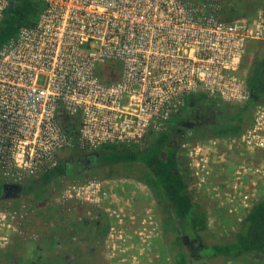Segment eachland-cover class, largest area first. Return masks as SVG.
I'll use <instances>...</instances> for the list:
<instances>
[{
	"label": "built area",
	"instance_id": "built-area-1",
	"mask_svg": "<svg viewBox=\"0 0 264 264\" xmlns=\"http://www.w3.org/2000/svg\"><path fill=\"white\" fill-rule=\"evenodd\" d=\"M40 1L36 22L0 47V175L6 184L22 185L56 168L74 147H143L194 95L228 105L250 98L242 63L249 43L264 41V0H250L258 3L256 12L237 20L224 17V0ZM14 2L0 0V24ZM235 148L264 152V104L239 136L181 144L192 187L201 190L219 177L215 170L229 165ZM256 178L264 180V160L238 161L226 188L212 189L220 208L230 215L250 209L261 198ZM110 183L67 182L59 210L74 221L92 219L94 208L106 214L104 248L112 264H156L162 221L149 206L139 214L132 203L120 205ZM34 227L25 203L1 207L0 250L38 241Z\"/></svg>",
	"mask_w": 264,
	"mask_h": 264
},
{
	"label": "trees",
	"instance_id": "trees-1",
	"mask_svg": "<svg viewBox=\"0 0 264 264\" xmlns=\"http://www.w3.org/2000/svg\"><path fill=\"white\" fill-rule=\"evenodd\" d=\"M257 6L256 1L224 0L223 15L232 19L257 10ZM41 10L40 0H15L0 24V47L22 27L33 25ZM115 67L119 69L118 65ZM246 82L250 98L242 105L219 103L205 94L194 95L171 116L162 131L149 134L143 147L107 144L91 152L74 147L62 153L64 156L61 155L56 168L29 178L12 198H32L43 205L61 177L71 182L84 181L87 176L132 178L146 185L154 196L162 217L163 239L169 256L175 260L173 264H264V196L245 212L238 230L228 239L207 240L214 237L208 226L207 208L192 193L187 159L181 151L184 141L232 138L251 126L254 109L264 104V41L247 66ZM5 184L0 175V194ZM52 209L48 205L47 211L38 215L46 221L53 220L54 226L44 231L33 229L40 235L38 241H15L0 250V264H69L65 260L68 253L76 255L75 262L70 264H97L96 253L93 261L86 253L96 251L104 243L110 227L106 214L94 208L92 219L74 221L59 208L55 212ZM69 230L76 235H69ZM180 234L202 243L198 263L185 254Z\"/></svg>",
	"mask_w": 264,
	"mask_h": 264
},
{
	"label": "rangeland",
	"instance_id": "rangeland-1",
	"mask_svg": "<svg viewBox=\"0 0 264 264\" xmlns=\"http://www.w3.org/2000/svg\"><path fill=\"white\" fill-rule=\"evenodd\" d=\"M247 2H251V1L247 0ZM255 12H256V9H253L252 11H249L246 14H241L239 16L233 17L232 19L237 20L239 17L241 18V16L249 17L250 15H253ZM262 43L263 41H253L249 43L247 47L246 55L242 63L243 70H247V66L250 63V61L254 58L256 53H259ZM67 151L68 150H66L65 152L67 153ZM63 156L64 155H62V158ZM228 156H229L228 158L229 165L222 167V168L220 167L222 170L218 169L219 167L215 170V173L219 171L221 172L220 173L221 175L216 178L213 177L211 184L209 183L207 187L201 190L195 189L194 187L191 186L194 197L198 201L202 202L204 206L207 208L208 226H209L211 233L214 235L213 238L210 237L207 239L209 241L213 239H217V238L228 239L232 234H234L238 230L241 220L245 214V212H240L235 215H230L226 213L222 208H220L221 206L219 205L218 201L216 200V197L212 193L213 187L218 186L219 190L226 188L225 182L226 181L228 182L229 179L231 178L232 173L234 171V167L238 163V161L242 160V161H250V162L259 163L262 160H264V152H259L256 155H254L246 151H241L240 149H237V148H235L233 151H229ZM89 179L111 181L110 187L116 193L117 202L120 205H124L126 203H132L136 206V212L139 214L142 213L143 210L147 206H149V208H152V210L154 209L153 211H155L158 219L160 221L162 220L161 213L157 207L154 196L149 197L148 194L144 191V189L142 190V188H135L134 186H132L131 184L132 182L130 180L131 178L118 177V176L117 177L97 176L95 178H92V177L87 176V178L84 181H87ZM58 180H59V185L51 190V192L48 195L49 200L43 203V205H39V201L38 202L32 201V198L31 200L30 198L26 200L20 197L15 200V198L10 197L9 195V199H12V200H9V201L4 200L3 202H0V208L8 205L9 203H11V205L14 207H19L21 203H25L29 207L30 226L32 227L35 226L36 230H40V231L48 230L54 226V221L53 220L46 221L43 219V217H39L38 213L40 211H43L45 213L47 211L45 210V208L48 205H51L54 208V210L52 209L54 212L58 210V206L60 204L58 198L61 195L62 190L64 189V186L66 185V183L71 182L69 179H66L65 177H61ZM75 181L77 182L80 180H75ZM191 185H192V180H191ZM251 186H253V184H251ZM255 188L259 192L260 197L264 196V180L262 179L260 180V178L257 179L255 181ZM13 202H15V204H13ZM50 211L51 210H49L48 212ZM69 235H76V233L73 230L72 231L69 230ZM74 239H76L75 236H74ZM88 251H87L88 253L85 252L86 256L88 255V258L92 259V261L96 253L97 264H112L106 258V250L104 248V243L100 244L99 247H97L96 251L94 252L91 250H88ZM153 253H154L153 259L156 264H170V261H169L170 256H169V252H168V248L166 246L165 240L163 239V234L155 242ZM65 260L69 264L72 262H75L76 255L68 253L65 256ZM223 264H242V263L224 262Z\"/></svg>",
	"mask_w": 264,
	"mask_h": 264
},
{
	"label": "flooded vegetation",
	"instance_id": "flooded-vegetation-1",
	"mask_svg": "<svg viewBox=\"0 0 264 264\" xmlns=\"http://www.w3.org/2000/svg\"><path fill=\"white\" fill-rule=\"evenodd\" d=\"M17 192H18L17 190H10L9 188L4 189L3 187L1 194H0V202H3V200L9 197V195L11 196L13 194H16ZM180 237H181V243H182V247L184 249L185 254L192 260L196 261V263H198L197 260L199 259L197 258H199V255H200L199 253L201 252V249L203 247L202 243L198 242L196 239L189 238L188 236H183L181 234H180ZM169 261H170V264H173L175 261L171 255L169 257Z\"/></svg>",
	"mask_w": 264,
	"mask_h": 264
},
{
	"label": "water",
	"instance_id": "water-1",
	"mask_svg": "<svg viewBox=\"0 0 264 264\" xmlns=\"http://www.w3.org/2000/svg\"><path fill=\"white\" fill-rule=\"evenodd\" d=\"M4 189L5 188H9L10 190H17L18 192L20 191V190H22V186L21 185H17V184H5L4 186ZM17 192V193H18ZM16 193V194H17Z\"/></svg>",
	"mask_w": 264,
	"mask_h": 264
},
{
	"label": "crops",
	"instance_id": "crops-1",
	"mask_svg": "<svg viewBox=\"0 0 264 264\" xmlns=\"http://www.w3.org/2000/svg\"><path fill=\"white\" fill-rule=\"evenodd\" d=\"M16 194H13V195H11L10 197H13V196H15ZM7 198H9V197H7ZM32 229H35V231H36V227L35 228H32Z\"/></svg>",
	"mask_w": 264,
	"mask_h": 264
}]
</instances>
